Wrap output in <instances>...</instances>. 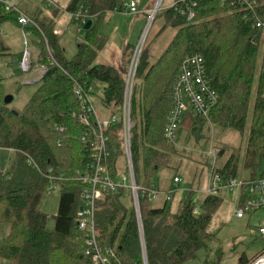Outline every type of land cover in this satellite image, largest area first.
I'll return each instance as SVG.
<instances>
[{"label": "trees", "instance_id": "obj_1", "mask_svg": "<svg viewBox=\"0 0 264 264\" xmlns=\"http://www.w3.org/2000/svg\"><path fill=\"white\" fill-rule=\"evenodd\" d=\"M256 3L250 9L243 0H174L173 6L161 12L165 27L175 29L176 34L154 62H150L146 51L140 54L130 104V119L134 123L131 158L137 186L148 188L154 172L167 166L186 125L190 127L189 136L196 140L206 122L242 136L246 134L244 166L254 169L264 160V38L255 27L256 19L263 18L264 11L262 0ZM126 4L127 0H69L65 12L72 16L81 14L78 30L84 26V18L92 20L91 27L83 30L84 39L77 44L71 59L65 57L60 36L54 33L57 10L51 17L28 14L34 25L21 26L17 15L0 4V56L9 51L2 40L1 25L11 21L35 34L32 42L38 52L36 65L46 69L22 110L3 103L4 78L0 75V149L16 156L10 169L0 174V222L10 226L0 245V257L7 264H93L84 256V239L76 230L82 185L71 181L58 184L61 193L52 231L46 230L47 216L40 206L48 192L49 169L54 175L71 174L84 168L90 159V146L81 141L85 127L78 123L79 103L74 84L92 86L91 95L99 89L102 107L111 114L121 113L131 55L125 62L124 57L134 47L127 48L117 68L95 60L106 42L98 29L100 22L106 14L124 12ZM188 9L194 13L192 20L187 19ZM48 49L54 63L48 58ZM190 56L201 58L205 77L218 99L206 116L187 111L170 141L164 137V131L172 85L180 65ZM55 126H62L63 131H57ZM119 129L115 125L105 130L113 179L119 173L117 162L123 155ZM224 152L225 148L219 151V158ZM238 158L239 149H235L222 165L215 167V172L225 179L236 177ZM123 194V189L105 192L98 201L97 241L101 247L115 251L110 264H141L139 228L133 208L128 213L121 203ZM193 200L189 194L178 213L171 214L166 201L163 207L154 208L150 197L140 192L147 264H183L207 248L213 239L207 228L222 200L212 195L195 203ZM195 207L197 214L193 213ZM247 260L243 256L239 264Z\"/></svg>", "mask_w": 264, "mask_h": 264}, {"label": "rangeland", "instance_id": "obj_2", "mask_svg": "<svg viewBox=\"0 0 264 264\" xmlns=\"http://www.w3.org/2000/svg\"><path fill=\"white\" fill-rule=\"evenodd\" d=\"M4 1L10 4L13 0ZM68 1L14 0V4L27 12L40 10L42 14H52L54 10H57L58 18L57 20L54 19L57 28H55L54 33L60 36L59 42L64 50L65 57L71 59L76 53L77 44L84 39V31L82 29L83 24L78 30L77 21L79 18L77 19L76 16L81 17V14L77 13L72 16L65 12ZM129 1L127 0V2ZM135 1L137 2L138 10L140 9L139 11L150 3L149 10L146 11L147 15L144 16L143 24H138L136 21L135 16L137 14L125 15L124 12L106 14L99 24L106 42L95 63L112 65L117 59L116 63L121 64L123 60V45L129 43L135 49L138 42L142 41V39L140 54H144L146 51L152 63L166 49L176 34L175 29L165 27V20L161 15V12L166 8L174 5V0ZM157 3H159V11H157L151 23H148L149 11ZM262 3H264V0H262ZM1 36L4 45L9 48L7 55L0 56V75L4 78L1 82L3 93L4 96L11 95L13 97L11 107L22 110L38 87V84H35L36 81L31 83L35 78H39L37 76L41 68L35 67L38 54L37 48L32 42L35 40V34L25 31L24 27H19L13 22L7 21L1 25ZM24 40L27 41V50L31 63L34 64L32 68H29L28 72H23L19 67L24 51ZM134 49L126 54L124 62L129 58V55L133 58ZM98 91L100 92L99 89ZM98 93L92 95V102L99 117L108 118L111 112L102 107ZM189 128L187 125L183 126L175 145L176 150L171 155L167 166H160L152 177L151 184L155 186L158 193L150 196L151 206L160 208L163 207L166 201V207L171 214L178 213L180 206L186 201V197L189 194L194 200L201 201L203 199L208 190L211 171L210 163L214 158V167H218L226 161L232 151L239 149L236 179H250L252 175L258 178L260 172L264 171V160L260 161L254 169L244 166L246 134L242 136L236 131L223 130L206 122L199 132V140H196L189 136ZM224 148V155L219 158V151ZM15 159V153L0 149V174L8 171ZM117 166L119 173H126L123 158L118 160ZM174 178H179L180 183L172 194L166 196V193L173 188ZM60 193V187L56 186L47 192L41 202V212L47 216V231H52L54 228V217L57 214ZM219 197L222 202L207 228L208 233L213 235L212 241L208 243L206 249L199 250L194 258L183 264H239L241 257L250 258L264 248V241L257 237L256 234L254 235L257 228L264 225V211H258L251 216L247 215L238 219L234 216L237 206L235 194L233 192H222ZM121 203L128 213L132 212V201L128 190L124 191ZM9 229L10 226L8 224L0 222V245L3 238L9 233ZM0 264L7 263L0 257Z\"/></svg>", "mask_w": 264, "mask_h": 264}, {"label": "built area", "instance_id": "obj_3", "mask_svg": "<svg viewBox=\"0 0 264 264\" xmlns=\"http://www.w3.org/2000/svg\"><path fill=\"white\" fill-rule=\"evenodd\" d=\"M243 2L250 9H254L257 6L256 0H243ZM0 4L4 6L6 11H12L17 15L19 25H34L31 19L14 4V0L10 4L4 0H0ZM262 5L264 11V3ZM158 9L159 5L157 7L156 4L149 11L148 23H151L154 19ZM140 13L142 12L138 10V5L135 0L127 2L124 14L136 15ZM193 17L194 13L191 9H188L187 19L192 20ZM76 18L78 19L80 16H76ZM85 22L86 18L83 19V23ZM255 27L263 32L264 38V15L263 18L256 19ZM142 43L143 39L138 42L134 49L133 58H131L128 66L120 114H110L108 118H100L92 102L91 94L94 92L93 87L85 86L80 82L74 84V95L79 103L78 123L85 127L81 141L84 144H89L90 159L84 168L76 169L71 174L61 172L54 175V171L49 169L46 175L49 181L48 191L54 189L60 182L65 181L76 182L82 185L80 193L81 206L76 214V230L84 239L83 254L93 264H110L111 259L115 258L114 250L101 247L97 241L95 211L98 201L105 192H116L119 189H123L124 191L128 190L130 194L141 239V264H146L143 257L144 242L142 240L143 231L139 211V194L140 192L146 193L150 197L157 195L158 191L151 183L146 189L136 184L131 158V130L134 123L130 119V104L135 71ZM23 44L24 51L19 67L23 72H28L31 59L27 50V41L24 40ZM47 51L49 60L54 63L52 51L50 49ZM35 67L38 68L39 66L36 65ZM45 71V68H40L37 77L40 78ZM39 78H35L31 83H34ZM171 93V107L164 131V137L170 141L175 137L181 120L187 111H192L196 115L206 116L208 110L215 105L218 99L217 93L212 89L209 81L205 77V70L199 56L187 57L182 62L172 85ZM115 125H119L120 128L118 135L123 152L122 158L125 161L126 173H117L116 178L113 179L108 166L110 151L107 146L108 136L105 134V130ZM55 129L59 132L63 131L62 126H55ZM57 142L59 143V141ZM29 162L33 164L32 161ZM214 163L215 158L210 163L209 184L205 195L219 196L222 192H233L236 196L237 203L234 216L238 219L244 218L247 215L251 216L258 211H264V173L260 174L258 178L251 177L250 179L240 180L232 177L225 179L215 172ZM33 166L38 170L36 164H33ZM173 183V189L169 192V195L178 187L180 179L174 178ZM195 202L196 200H193V203ZM193 213H198L197 207L193 209ZM255 234L264 241V225L258 227L254 232ZM245 264H264V248L248 258Z\"/></svg>", "mask_w": 264, "mask_h": 264}, {"label": "crops", "instance_id": "obj_4", "mask_svg": "<svg viewBox=\"0 0 264 264\" xmlns=\"http://www.w3.org/2000/svg\"><path fill=\"white\" fill-rule=\"evenodd\" d=\"M150 6V3H148V5L146 6V7H144V9H141V12H142V14H137V16H135L136 17V21L138 22V24H143V21H144V19H145V17H144V13H146V11L147 10H149V7ZM18 7V6H17ZM19 8V7H18ZM22 12H24L27 16H28V14L30 13V14H33V13H37V14H39L40 13V10H36V11H29V12H27V11H24L23 9H21V8H19ZM140 10V9H139ZM112 14V13H111ZM43 15H46V16H52V14H43ZM126 15V14H125ZM57 18H58V15H56V18H55V20H57ZM104 19V18H103ZM99 27V26H98ZM99 29V32L102 34V36L104 37V33H102L101 31H102V29H100V27L98 28ZM105 38V37H104ZM126 42V41H125ZM129 46H130V44L128 43V44H124L123 45V55H124V53H125V51H127V48H129ZM117 60V59H116ZM116 60L112 63V65L111 66H113V67H115V68H117L120 64H118V63H116ZM9 151V150H8ZM167 195H169V192L168 193H166V196ZM169 197V196H168ZM170 200H171V197H170Z\"/></svg>", "mask_w": 264, "mask_h": 264}, {"label": "water", "instance_id": "obj_5", "mask_svg": "<svg viewBox=\"0 0 264 264\" xmlns=\"http://www.w3.org/2000/svg\"><path fill=\"white\" fill-rule=\"evenodd\" d=\"M91 25H92V20H87L86 22H85V24H84V26H83V30H88L90 27H91ZM148 26V25H147ZM147 28V27H146ZM12 101H13V97L11 96V95H6V96H4V98H3V103L5 104V105H11V103H12ZM14 114H17L14 110L12 111ZM222 155V153H220L219 154V157ZM143 257H144V259H145V262H146V264H147V259H146V253H145V249H144V247H143Z\"/></svg>", "mask_w": 264, "mask_h": 264}, {"label": "bare ground", "instance_id": "obj_6", "mask_svg": "<svg viewBox=\"0 0 264 264\" xmlns=\"http://www.w3.org/2000/svg\"><path fill=\"white\" fill-rule=\"evenodd\" d=\"M159 3H157V7H158Z\"/></svg>", "mask_w": 264, "mask_h": 264}]
</instances>
